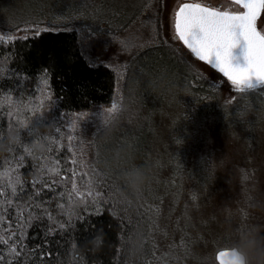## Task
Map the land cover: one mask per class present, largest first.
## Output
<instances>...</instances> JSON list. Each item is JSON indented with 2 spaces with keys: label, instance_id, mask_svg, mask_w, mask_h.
Returning a JSON list of instances; mask_svg holds the SVG:
<instances>
[{
  "label": "trees",
  "instance_id": "16d2710c",
  "mask_svg": "<svg viewBox=\"0 0 264 264\" xmlns=\"http://www.w3.org/2000/svg\"><path fill=\"white\" fill-rule=\"evenodd\" d=\"M31 1L26 4L29 11L18 18L15 14L9 18L6 17L7 14L0 13V26L8 30L28 25L45 26L37 33L25 35L27 40L12 39L23 36L0 39V132L6 134L8 131L10 118L7 113H13L11 123L14 128L24 129L32 120L33 112L40 110L42 105L44 114L34 117L33 123H45L36 130L37 135L44 138L40 143L53 150L51 153L46 150L28 155L25 148H29L37 140V135L21 131L19 143L11 150L0 153V185L6 184L10 175L20 178L15 195H11V187L7 189L11 206L0 203V211L7 210L3 228L12 223V230H16L17 204L24 208L25 218L27 212L32 210L27 205H39L40 208L34 215L42 217L39 220L33 219L30 225H26L25 247L22 251L19 247L16 249V252L21 253L18 261L16 253L3 244H0V255L10 264H181L180 256L187 258L191 252L189 241L182 244L179 242L177 251L180 256L174 254L173 246L168 250L155 249L150 231L151 212L155 209L152 206L154 197L147 191L150 180L140 193L133 195L124 191L120 175L129 165L147 166L145 162L149 160L146 152L150 145L148 142L156 140L161 134L154 118L163 109L159 107L160 103L167 104L168 101L173 109L181 105L186 111L183 115L187 117V122L178 123L179 116L173 117V129H168L170 124L167 118L164 120L167 130L177 132L173 140L180 139L183 142L184 134L189 131H185L186 127L195 122L199 115L195 112L206 113L213 108V100L217 98V86L191 68L183 52L160 41L159 44L166 45L171 53H178L180 62L169 66L166 63L167 56L155 52L156 58L152 57L150 62L138 64L130 81L129 74L127 75L129 68H126L122 83V103L111 114L119 122L116 129L108 131V122L105 121L100 126L87 130L85 135L91 160L87 170L82 171L87 173L86 184L91 182L94 193L98 191L101 196L95 203L88 198L87 209L81 205L76 210L81 218L78 219L73 214L69 224L68 213L72 208L67 195L61 197V193H67L71 185H53L56 189L53 192L44 188L43 182L51 184L52 179L59 180L60 177L68 175V169L74 167L70 163L73 159L72 151L68 150L70 144L65 120L76 111L96 104L114 102L116 73L105 63H92L86 59L80 48V31L77 27L79 22L72 19L71 15L63 13L62 7L59 8L60 18L56 20L51 18L56 12L47 9L51 8L48 0ZM14 4L9 8L15 9ZM144 6L132 20L128 18L131 7L129 5L121 8V11L117 10L113 18H128V25L141 13ZM53 8L55 9L54 6ZM95 20L103 25L100 30L108 31L110 26L107 18L100 15ZM170 67L173 69L170 72L173 77L171 82H166L164 77V83L155 80L171 69ZM44 79L49 80L50 87L41 84ZM49 93L55 101L51 108L47 100ZM168 96L172 99L169 100ZM205 96H210L213 100L206 101ZM127 103L130 109L124 111L123 117H120L123 110L128 108L125 106ZM137 103H140L142 111L137 112L136 108H131L132 104ZM65 113L68 114L66 117L63 116ZM174 113L176 115V111ZM138 118L140 123L141 120L144 121L140 128L136 125ZM57 127L60 128L59 133L56 132ZM164 140L167 141L168 138ZM179 146L181 147L180 144ZM180 147H177L179 152H175L179 160L183 151ZM20 157H23V161L19 170L13 171ZM53 167L57 170L50 172L49 169ZM76 171L81 172L77 167ZM79 181L78 179L77 183ZM44 210L50 213L51 219ZM60 223L65 224L64 229L59 228ZM100 230L104 234V243L97 249L88 241ZM137 231L142 237V249L138 255H132L128 251V242ZM182 238L184 239L183 236Z\"/></svg>",
  "mask_w": 264,
  "mask_h": 264
},
{
  "label": "rangeland",
  "instance_id": "374dc122",
  "mask_svg": "<svg viewBox=\"0 0 264 264\" xmlns=\"http://www.w3.org/2000/svg\"><path fill=\"white\" fill-rule=\"evenodd\" d=\"M185 1L242 11L234 0H48L51 8L47 9L56 12L51 18L59 20V8L62 7L63 13L78 21L80 48L86 59L92 63H105L116 73L114 102L76 111L65 120L67 137L73 138L69 141L72 159L77 161L79 171H86L90 166L91 153L85 138L87 130L107 121L106 129L111 131L119 123L111 114L122 101L126 68H129L127 75L130 81L138 64L156 58L155 52L166 55L169 66L180 62L178 53H171L160 42L183 52L189 61L185 62L217 86L215 100L205 96L206 101L213 100L215 105L206 113L195 112L199 115L186 127L185 131H189L184 134L183 142L173 140L177 132L167 130L164 120L167 118L168 129H173L172 118L179 116L178 123H186L187 117L183 115L186 111L181 105L173 109L168 101L167 104H159L163 109L154 118L161 134L155 141L148 142L149 160L145 162L150 174L147 191L154 197L150 231L155 249L168 250L173 246L174 254L180 256L177 252L179 242L189 241L191 252L187 258L180 256L181 264H217L214 258L216 250L231 247L239 236L252 231L264 235V86L241 93L227 77L187 50L175 37L174 31L175 11ZM29 2L32 1L0 0V13L7 14L9 18L15 14L18 18L29 11L26 6ZM11 4L16 10L9 8ZM126 5L131 6L130 20L145 5L128 25V18H113L117 10L121 11ZM100 15L107 18L108 31L100 30L103 25L95 20ZM43 27L28 25L8 30L0 26V37L31 35ZM256 27L264 34V9L257 16ZM157 59L161 61V58ZM172 70L163 72L155 80L161 82L164 77L166 82H171ZM168 99L172 97L168 96ZM139 104H132L131 108L142 111ZM113 105L115 109L109 111ZM128 105L120 117L130 109ZM139 123L138 118L137 127L144 125L142 120ZM166 138L167 141L164 140ZM177 147L183 150L180 160ZM82 183L86 184L85 180L79 181L77 187L80 188Z\"/></svg>",
  "mask_w": 264,
  "mask_h": 264
},
{
  "label": "snow or ice",
  "instance_id": "6c2138e0",
  "mask_svg": "<svg viewBox=\"0 0 264 264\" xmlns=\"http://www.w3.org/2000/svg\"><path fill=\"white\" fill-rule=\"evenodd\" d=\"M236 5L242 7L243 11H220L216 8H210L202 6L200 3H181L174 16V31L175 37L183 42L188 49L191 50L196 57L201 61H206L209 65H212L220 73H223L237 91L244 93L249 90H255L258 87L264 86V35L256 29V20L259 12L264 9V0H234ZM3 39V37H0ZM12 39L27 40V36L13 37ZM241 48L243 62H234L236 57L233 55L235 48ZM46 74V72H45ZM41 84L50 87V82L47 79L41 80ZM10 100V98H9ZM50 108L55 101L52 98V94L47 96ZM115 105L109 111L115 109ZM43 115V107L41 105L40 110L33 112L32 120L25 125L24 129H18L21 131H27L30 135H37V129L44 125L34 124L33 119L37 115ZM9 116L8 130H12L13 124L11 123L12 112L7 113ZM68 114H63L66 117ZM82 114H77V116ZM56 132H60V128H56ZM3 133L0 132V139H3ZM43 137L37 135L36 143H40ZM72 136L68 137L71 142ZM48 152H52V148L49 147ZM70 152L71 148L68 149ZM25 152L28 155H33L29 148H25ZM23 157H20V161H17L16 168L13 171L18 172ZM74 165L73 168L68 169V175L60 177L59 180L52 179L51 184L47 181L43 182V187L51 191H55V186L61 184L67 186L71 185L70 190L67 193H61V197L65 194L70 201L72 211L68 213V223H71L73 214L78 219L81 217L76 211L81 205L86 210L88 207L87 199L91 198L95 203L97 198L101 196V193L93 191V185L91 182L87 184H81V187H77V180L84 181L87 173L76 171L77 161H70ZM59 161L56 162L58 166ZM56 167L50 168V172H55ZM39 171V170H38ZM20 184L19 176H9L6 184L0 185V203H5L11 206L9 200V193L7 189L11 187V195L16 194V185ZM36 184L33 183L35 188ZM84 189L83 191L81 189ZM39 195V193H37ZM131 203V201H125ZM27 208L32 209L27 212V218H25L24 208L19 204L16 205L17 214L15 217V228L13 231L12 223L8 224L7 228H3L5 216L7 210L0 211V244L9 246L13 252L16 253V259L19 260L20 252H16L17 247L24 249V237L26 225H30L33 219H42L41 216H35L34 212L39 210V205H27ZM63 207V205H59ZM45 213L51 219L50 213ZM60 229L65 228L64 223L59 224ZM11 241V243H10ZM128 241H126L127 243ZM219 259L221 264H240V258L234 250H225L219 253ZM0 264H10L5 260L3 255H0Z\"/></svg>",
  "mask_w": 264,
  "mask_h": 264
},
{
  "label": "clouds",
  "instance_id": "9594fccd",
  "mask_svg": "<svg viewBox=\"0 0 264 264\" xmlns=\"http://www.w3.org/2000/svg\"><path fill=\"white\" fill-rule=\"evenodd\" d=\"M3 139H0V153L11 150L19 143V130L13 128L8 130L6 134H2ZM29 149L33 154L43 153L47 147L43 143L33 142ZM150 179V174L147 168L129 165L120 175V180L123 182L124 191L133 195L140 193ZM124 193H121L123 195ZM88 243L99 249L104 243V234L100 230L92 237ZM232 250H234L239 258L240 264H264V235L259 231H252L239 238L232 243ZM142 249V237L137 231L134 233L132 239L128 242V251L132 255H138Z\"/></svg>",
  "mask_w": 264,
  "mask_h": 264
},
{
  "label": "water",
  "instance_id": "95a60500",
  "mask_svg": "<svg viewBox=\"0 0 264 264\" xmlns=\"http://www.w3.org/2000/svg\"><path fill=\"white\" fill-rule=\"evenodd\" d=\"M186 2H188V3H200V2H196V1H185V2H182V3H186ZM202 6H206V7H210V8H215V7H212V6H209V5H206V4H203V3H200ZM216 9H218V8H216ZM218 10H220V11H225V9H218ZM228 11V10H227ZM242 11H243V9H242ZM256 29H257V31L258 32H260L262 35H264L257 27H256ZM182 42V41H181ZM182 44H183V42H182ZM184 45V44H183ZM186 48H187V46L186 45H184ZM187 50L189 51V52H191V50L190 49H188L187 48ZM191 54L193 55V56H195V54H193L192 52H191ZM233 55H234V57H236L237 59H236V61H234V62H240V63H242L243 62V56H242V50H241V48H239V47H237V48H235L234 50H233ZM196 57V56H195ZM196 58H198V57H196ZM199 59V58H198ZM204 62H206V61H204ZM207 63V62H206ZM208 64V63H207ZM209 65V64H208ZM209 66H211L212 68H214L212 65H209ZM215 69V68H214ZM215 70H217V69H215ZM218 71V70H217ZM219 72V71H218ZM222 75H223V73H221ZM232 248L231 247H224V248H220V249H218V250H216V252H215V254H214V258H215V261H216V263L217 264H221V261H220V259H219V253L221 252V251H225V250H231Z\"/></svg>",
  "mask_w": 264,
  "mask_h": 264
},
{
  "label": "bare ground",
  "instance_id": "6f19581e",
  "mask_svg": "<svg viewBox=\"0 0 264 264\" xmlns=\"http://www.w3.org/2000/svg\"><path fill=\"white\" fill-rule=\"evenodd\" d=\"M123 73H124V72H123ZM143 147H144V146H143ZM147 151H148V150H147ZM147 151H146V152H147ZM140 158H141V157H140ZM145 158H146V157H145ZM145 167H146V166H145ZM148 170H149V169H148ZM177 252H178V251H177Z\"/></svg>",
  "mask_w": 264,
  "mask_h": 264
}]
</instances>
